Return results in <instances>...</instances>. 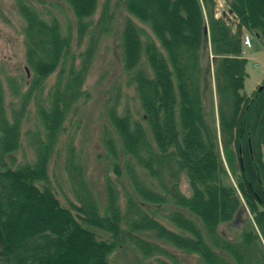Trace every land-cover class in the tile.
Returning <instances> with one entry per match:
<instances>
[{"label":"trees","instance_id":"obj_1","mask_svg":"<svg viewBox=\"0 0 264 264\" xmlns=\"http://www.w3.org/2000/svg\"><path fill=\"white\" fill-rule=\"evenodd\" d=\"M63 1L76 19L75 36L63 31L57 17L47 20L17 0L31 75L24 90L8 80L19 101L11 118L0 84V264H112L110 254L126 247L149 257L161 248L141 236L147 232L196 253L204 264H264V78L251 94L244 92L242 54L243 29L264 40V0H228L234 23L215 16V0H122L155 39L130 17L123 21L121 61L141 113L135 118L106 105L115 136L107 133L104 142L115 157L123 155L132 192H126L122 210L108 181L103 212L70 147L66 166L77 203L62 205L49 186L48 163L64 122L88 97L83 84L98 41L112 29L108 3L93 22L98 0ZM86 35L76 54L73 44ZM31 101L43 132L28 137L34 160L16 164L21 118ZM132 162L156 179L160 191L141 180ZM114 169L119 172L116 162ZM181 172L190 195L179 189ZM141 201L175 204L167 218L179 231ZM244 210L247 223L237 236L223 235L220 225Z\"/></svg>","mask_w":264,"mask_h":264},{"label":"rangeland","instance_id":"obj_2","mask_svg":"<svg viewBox=\"0 0 264 264\" xmlns=\"http://www.w3.org/2000/svg\"><path fill=\"white\" fill-rule=\"evenodd\" d=\"M24 1L33 6L47 20L51 16L57 17L64 32H70L72 36L76 35V19L65 1L48 0L44 4L37 0ZM222 1L223 8L230 14L228 0ZM104 3H108L109 11L112 14V29L103 34L98 41L83 84V88L88 92V97L78 103L76 110L67 117L64 122V130L48 163L49 186L60 203L64 206H69L70 202L77 203L71 175L66 166L67 153L70 147L73 153L72 159L80 164L87 187L96 197L101 212H103L106 202L105 186L108 181L115 187L117 203L122 210L126 203V192H132L131 178L123 155L120 154L119 158L115 157L108 152L104 142L107 133L115 136L106 116V105L115 104L118 113L129 111L135 118L139 117L141 113L138 98L132 83L128 81V73L123 68L121 61L119 36L123 21L126 17H130L139 27L144 29L147 36L155 39L150 27L128 13L122 0H98V8L92 17L93 22L97 20ZM23 26L24 20L17 9V0H0V84L3 87L4 101L9 118L13 113L12 110L19 106V101L10 90L8 80L19 84L24 90L31 75L25 62ZM243 33H249L251 39V47L243 46L242 51L246 58L244 92L249 95L256 88L257 83L264 78V40L245 29H243ZM145 34L143 33L142 37H145ZM87 37L88 35L85 36L81 44H73L76 54L85 48ZM144 67L149 73L151 72L148 64H144ZM54 80L55 73L47 78L44 93L47 92ZM204 105L206 111L210 113L212 106L209 95L204 98ZM20 130V147L13 153L16 164L34 160V150L29 144L28 137L34 131L43 132V126L36 114L33 101L26 107L21 118ZM115 162L119 165V172L114 169ZM132 166L147 186L160 191L161 187L156 179L133 162ZM179 189L185 195L191 193L188 178L183 172L179 176ZM141 203L166 227L179 231L167 218L170 209L177 208L175 204L171 202L156 204L143 201ZM248 215L247 210L242 211L232 221L221 224L220 232L229 238H235L242 226L247 223ZM141 236L156 243L161 251L152 256L144 257L131 247L118 248L110 254L112 264H204L196 253L179 249L167 241L156 238L151 232Z\"/></svg>","mask_w":264,"mask_h":264},{"label":"built area","instance_id":"obj_3","mask_svg":"<svg viewBox=\"0 0 264 264\" xmlns=\"http://www.w3.org/2000/svg\"><path fill=\"white\" fill-rule=\"evenodd\" d=\"M215 15L216 16H221L222 14H224L225 16H227V18L231 21L235 20V17L232 14H229L227 12V10H225V8H223V1L222 0H218L216 2V6H215ZM243 44L250 47L251 46V39H250V35L245 33L243 35Z\"/></svg>","mask_w":264,"mask_h":264},{"label":"crops","instance_id":"obj_4","mask_svg":"<svg viewBox=\"0 0 264 264\" xmlns=\"http://www.w3.org/2000/svg\"><path fill=\"white\" fill-rule=\"evenodd\" d=\"M243 46H245V45H243ZM243 46H242V47H243ZM246 47H247V46H246ZM242 51H243V50H242ZM259 83H260V82H259ZM259 83H257V85H258Z\"/></svg>","mask_w":264,"mask_h":264}]
</instances>
